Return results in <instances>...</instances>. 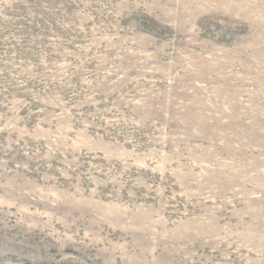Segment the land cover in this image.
I'll return each mask as SVG.
<instances>
[{"label": "rangeland", "instance_id": "1", "mask_svg": "<svg viewBox=\"0 0 264 264\" xmlns=\"http://www.w3.org/2000/svg\"><path fill=\"white\" fill-rule=\"evenodd\" d=\"M0 264H264V0H0Z\"/></svg>", "mask_w": 264, "mask_h": 264}]
</instances>
